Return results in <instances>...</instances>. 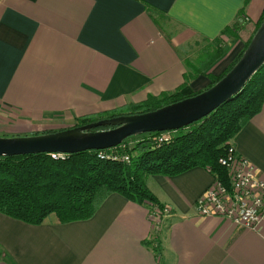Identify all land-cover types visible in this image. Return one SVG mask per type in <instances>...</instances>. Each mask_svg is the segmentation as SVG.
I'll return each mask as SVG.
<instances>
[{"label":"crops","instance_id":"1","mask_svg":"<svg viewBox=\"0 0 264 264\" xmlns=\"http://www.w3.org/2000/svg\"><path fill=\"white\" fill-rule=\"evenodd\" d=\"M263 8L264 0H0V115L60 130L150 95L201 92L210 83L197 70L204 49L239 11L255 23ZM181 45L198 47L193 58ZM230 63L223 55L207 73ZM232 145L264 176V102ZM145 182L171 209L153 240L148 207L112 193L87 220L33 225L0 213V264H264V219L248 229L196 215L214 182L208 170Z\"/></svg>","mask_w":264,"mask_h":264},{"label":"trees","instance_id":"2","mask_svg":"<svg viewBox=\"0 0 264 264\" xmlns=\"http://www.w3.org/2000/svg\"><path fill=\"white\" fill-rule=\"evenodd\" d=\"M146 11L149 15L156 13L150 6ZM263 17L264 8L258 20L250 22V28L244 12L239 11L233 21L210 41L213 46L204 49L197 66V70L209 78L208 87L237 62ZM245 31L247 38L242 50L224 72L217 76L208 74L209 65L226 52V41L240 39ZM185 97L188 95H183L179 89L158 96L150 95L139 103H128L77 118L72 126L151 111ZM263 102L264 64L240 92L207 116L177 130L132 135L111 148L63 153L58 158L46 152L0 155V213L33 225L87 220L112 193L142 204L150 212L152 206L160 207L161 204L146 186V177L173 176L193 167L205 168L230 188L227 169L219 163V158L226 154L241 127L260 111ZM110 127L100 126L94 130ZM51 131L55 130L38 133ZM129 139H132L131 146L128 145ZM123 156H127V160ZM4 255L7 257L6 253Z\"/></svg>","mask_w":264,"mask_h":264},{"label":"water","instance_id":"3","mask_svg":"<svg viewBox=\"0 0 264 264\" xmlns=\"http://www.w3.org/2000/svg\"><path fill=\"white\" fill-rule=\"evenodd\" d=\"M264 64V17L230 70L210 87L157 109L99 119L82 125L26 136H0V155L74 153L119 145L132 135L177 130L207 116L242 90ZM100 126H111L94 130Z\"/></svg>","mask_w":264,"mask_h":264},{"label":"built area","instance_id":"4","mask_svg":"<svg viewBox=\"0 0 264 264\" xmlns=\"http://www.w3.org/2000/svg\"><path fill=\"white\" fill-rule=\"evenodd\" d=\"M50 153L53 158L63 154ZM123 158L127 160V156ZM219 163L227 169L230 188L214 178L212 186L196 200V215L227 218L240 228H258L264 219V176L250 160L238 156L233 145L219 158ZM154 208L150 216L160 221L158 216L163 215H158Z\"/></svg>","mask_w":264,"mask_h":264},{"label":"rangeland","instance_id":"5","mask_svg":"<svg viewBox=\"0 0 264 264\" xmlns=\"http://www.w3.org/2000/svg\"><path fill=\"white\" fill-rule=\"evenodd\" d=\"M245 21H246V19H245ZM248 22H249V27L251 28L250 22H252V21L249 20ZM246 38L247 37H246V31H245V32H242L240 39H228L226 41L225 45H226V51L227 52H225L226 54H224V56L226 57L227 60L232 62L235 59L237 54L242 50L243 45H244L243 43H244V40ZM210 45L213 46V42H210ZM197 48L198 47L194 48L193 45L190 48H187V46H185V45L179 46V50L182 51V54H188L191 58H193L195 51L197 52ZM228 55H229V58L227 57ZM6 111H7L6 113L4 112L2 115H0V133H3V134H0V136H3V137H5V136L6 137H9V136H26V135H33L34 133H38V132L45 130L44 128L37 127V126H35L36 127L35 130L34 129L30 130L29 128H26V126H21V124H23V122H24L23 118L20 117L19 115L13 114L12 112H10L8 110H6ZM17 127H19V128H17ZM130 140H132V139H129V141H128L129 146H131L133 144V143H130ZM152 207L154 208L156 206H152ZM157 207H156V209L154 208V210L157 211L158 215H163V216H161V217L158 216L159 220H160V221H158L157 218L156 219L154 217L152 218V216H150V213H149V219L152 223L151 224V226H152L151 231L152 232L150 235V237L151 236L152 237L150 238V240H153V237L156 234V232H158V229L161 230L166 225L167 219L171 213V209L167 205L161 204L160 207H158V208ZM153 208H151V209L153 210ZM153 243H154L153 246L155 247V242H153Z\"/></svg>","mask_w":264,"mask_h":264}]
</instances>
